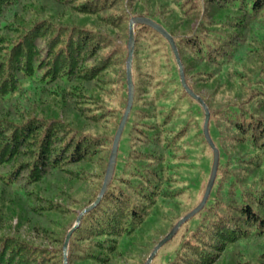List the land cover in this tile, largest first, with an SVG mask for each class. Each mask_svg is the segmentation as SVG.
<instances>
[{
	"label": "trees",
	"instance_id": "16d2710c",
	"mask_svg": "<svg viewBox=\"0 0 264 264\" xmlns=\"http://www.w3.org/2000/svg\"><path fill=\"white\" fill-rule=\"evenodd\" d=\"M135 15L173 36L219 150L202 221L168 264H264V0H0V264H63L125 109ZM131 72L130 149L72 232L68 264H127L119 244L132 247L148 219L176 208L203 145L209 176L204 109L168 40L145 23L134 25Z\"/></svg>",
	"mask_w": 264,
	"mask_h": 264
},
{
	"label": "rangeland",
	"instance_id": "374dc122",
	"mask_svg": "<svg viewBox=\"0 0 264 264\" xmlns=\"http://www.w3.org/2000/svg\"><path fill=\"white\" fill-rule=\"evenodd\" d=\"M129 140L125 132L119 142V149L117 153L116 169L119 170L122 164L124 155L128 152ZM200 159L197 168L187 173L188 178L185 182L189 184L187 191L178 199L175 209L163 208L157 216L148 219L147 224L144 225V232L140 236H136L135 243L132 247L127 246L125 242L119 244V250L129 249L131 254L127 264H140L143 256H147L153 246L168 233L175 222L183 216L186 212L190 211L200 201L203 195L207 178V172L210 162L211 153L209 152L206 145H203L200 150ZM181 215L175 222L177 216ZM202 221V213L200 210L188 218L177 231L164 242L153 256L150 264H168L173 260L182 250L183 238L191 233ZM174 223V224H173ZM16 219L12 220L11 223L6 224V231H13L15 228ZM173 224V225H172ZM172 225V226H171ZM0 229L3 230V220H0ZM19 232L36 242H43L44 239L39 236L36 231H31L26 225L19 228ZM46 242V241H45ZM139 243H142L145 247L139 248ZM144 249V250H143ZM116 264V263H114Z\"/></svg>",
	"mask_w": 264,
	"mask_h": 264
},
{
	"label": "water",
	"instance_id": "95a60500",
	"mask_svg": "<svg viewBox=\"0 0 264 264\" xmlns=\"http://www.w3.org/2000/svg\"><path fill=\"white\" fill-rule=\"evenodd\" d=\"M137 23H145V24L152 26L153 28H155L158 32H160L168 40V42L172 48V51L174 53L178 68H179V75H180V81L182 83V86L192 96V98H194L204 109V119H203V126H202L203 127V134H204V137H205L208 145L210 146V148L212 150V163H211V167H210V172H209V176H208V179L206 182V186L204 188V192H203V195H202L200 201L190 211L186 212L183 216H181L175 222V224L171 227V229L168 231V233L166 235H164L153 246L151 252L147 255L143 264H150L153 256L157 252L158 248L164 242H166L169 238L172 237V235L177 231V229L181 226V224L183 222H185L188 218H190L192 215H194L195 213H197L199 210H201L203 208V206L205 205V203L208 199V196L210 194V191H211L212 186H213L214 181H215V177H216L217 169H218V163H219V150H218L217 146L215 145L213 139L211 138L209 128H208L210 111H209L207 104L203 100V98L201 96L197 95L195 92H193L192 89L188 86V84L186 82L184 70H183V65H182V62L180 60L178 50H177L173 36L171 34H169L167 32V30L162 25H160L159 23H157L156 21H154L153 19H151L147 16H139V15L132 16L129 20V33H128V41H127L128 53H127V58H126V80H127L128 94H127V101H126L125 109L123 111V114L121 116V119L118 123V126L116 128V131H115V134L113 137L112 146H111L110 154H109L106 169H105V174L103 177L101 187L98 191V194L91 203L86 205L84 208H82L78 212L74 224L69 228V230L67 231V233L65 235L63 246H62L63 254H64L63 264H68V262H67V248H68V243H69V239H70L72 232L79 226L83 215L86 212L90 211L92 208H94L100 202L103 194L105 193V191L107 189V186L110 182V179L113 175V171H114V167H115V163H116V157H117V153H118L119 141L121 138L123 128H124L125 123L127 121L129 112L131 110L132 103H133V81H132L131 64H132L133 47H134V25Z\"/></svg>",
	"mask_w": 264,
	"mask_h": 264
}]
</instances>
